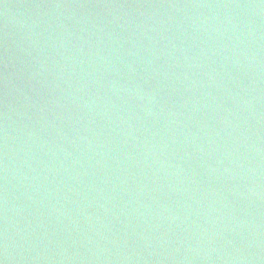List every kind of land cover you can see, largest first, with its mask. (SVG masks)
<instances>
[{"label": "water", "instance_id": "obj_1", "mask_svg": "<svg viewBox=\"0 0 264 264\" xmlns=\"http://www.w3.org/2000/svg\"><path fill=\"white\" fill-rule=\"evenodd\" d=\"M0 264H264V0H0Z\"/></svg>", "mask_w": 264, "mask_h": 264}]
</instances>
